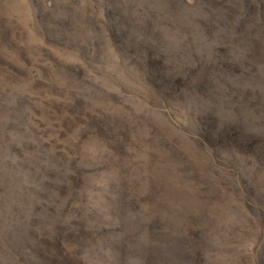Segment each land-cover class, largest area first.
I'll use <instances>...</instances> for the list:
<instances>
[{
    "label": "rangeland",
    "instance_id": "374dc122",
    "mask_svg": "<svg viewBox=\"0 0 264 264\" xmlns=\"http://www.w3.org/2000/svg\"><path fill=\"white\" fill-rule=\"evenodd\" d=\"M0 264H264V0H0Z\"/></svg>",
    "mask_w": 264,
    "mask_h": 264
}]
</instances>
